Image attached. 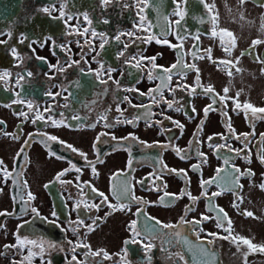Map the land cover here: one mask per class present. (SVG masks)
Here are the masks:
<instances>
[{
    "label": "flooded vegetation",
    "instance_id": "1",
    "mask_svg": "<svg viewBox=\"0 0 264 264\" xmlns=\"http://www.w3.org/2000/svg\"><path fill=\"white\" fill-rule=\"evenodd\" d=\"M238 3L0 0V264L260 263L264 6Z\"/></svg>",
    "mask_w": 264,
    "mask_h": 264
},
{
    "label": "snow or ice",
    "instance_id": "2",
    "mask_svg": "<svg viewBox=\"0 0 264 264\" xmlns=\"http://www.w3.org/2000/svg\"><path fill=\"white\" fill-rule=\"evenodd\" d=\"M111 2H112V0H101V3H102L103 5H107V4L111 3ZM243 2H245V0H241V3H243ZM259 3H260L261 6H264V0H259ZM126 6H127V5H126ZM206 7H208V6L206 5ZM45 11H47V9H45ZM176 15H177V16H180L181 20L183 19V13H182V12H179V11H178V12L176 13ZM85 19H87V14H85ZM141 19H143V17H141ZM181 20H177L175 23H176L177 25H179L180 22H181ZM212 22H213V25H215V17H213ZM104 23H107V21L105 20ZM86 31H87V30H86ZM92 35H93V36H97V35L100 36V38H101V44H100L101 49H103L104 46H105V44L108 43V40H107V38L105 37V34H104V33H99V34H98V33H96L95 31H92ZM128 35L131 36L132 33H128ZM212 35L215 36L216 33L213 32ZM226 35L229 36V37L232 36V34H231L230 32H229V33H226ZM115 39L119 42L120 39H121V36H120V35H117V36L115 37ZM221 39L223 40V36L221 37ZM23 42H24V40H23V38H21V43H23ZM164 42L167 43V41H164ZM233 42H234V41H233ZM256 43H260V41H253V46H254ZM125 47H127V46H125ZM194 47H195V46H194ZM222 47H223V43H222ZM224 50H225L226 53H230V51H231V47H230V46H229V47H225ZM208 51L210 52L211 50L209 49ZM13 54H14V55L16 54L15 49H13ZM124 54H125L124 52H120V53L118 54V58L121 57V56H123ZM195 55H196V52L194 51V52H193V56L195 57ZM214 62H215V61H214ZM138 66H139V65H137V67H138ZM186 67H188V68L191 69V70H195V69H196V65H195V64L187 65ZM58 70H59V71H63V69H58ZM112 71H113V69H111V68L108 69V72H109V73H111ZM197 71H198V70H197ZM8 75H9V73L5 72V73L3 74V76H0V79H3L5 76H8ZM28 75L30 76L31 73H28ZM109 78H110V77H109ZM150 78H151V77H150ZM22 79H24L23 76H21V77L16 81L17 84H19V83H20V80H22ZM197 80L199 81V76L197 77ZM195 91H196L195 89H192V93H195ZM224 91H225V96H224V97H221L219 102H223V100H225V99L227 98L226 94H227V91H228V90L225 89ZM203 93H204L205 95H212V94L214 93V89H213L211 86H209V87L203 89ZM125 99H127V98H125ZM154 102H156V101H154ZM217 102H218V101H217L216 97L213 96V104H215V103H217ZM28 107H29V110H32V104H31V103H29ZM173 107H174V104H173V103H168V108L171 109V108H173ZM236 107L239 108V107H241V105L237 103V104H236ZM243 107H244L245 109H251L253 112L259 111V112L264 113V108H261V109H255V108H253V106H252L251 104H247V103H246V104L243 105ZM118 110H119V109H118ZM175 110H176V111H180L181 108H180V107H176ZM210 110H212V105H208V106L205 108L204 111H205V113H207V112L210 111ZM192 111H195V109L193 108ZM39 118H42V117H39ZM49 119L51 120V117H49ZM76 119H79V118L76 117ZM33 122L35 123V120H34ZM132 122H133V121H128V123H132ZM175 123H176L177 127H179V128L182 129L183 126L180 125L179 122H175ZM53 124H55V121H53ZM202 124H203V121H201V125H202ZM229 130L231 131V129H229ZM162 131H163V129H162ZM113 138H115V137H113ZM48 139H50V140H52V141H56V140H57V137H56V136H50V137H48ZM209 139H211V137H210ZM28 142H29V141H26V143H28ZM61 143H63V142H61ZM189 143H190V144H193V143H195V142H194V141H190ZM149 146H150V147H155L156 145H149ZM67 147H68L69 149H71V151H73V152H77V151H78V150L75 149L72 145H67ZM162 147H163V146H162ZM22 151H23V150H22ZM78 154H79L81 157H84L85 160H87V157H86V155H85L83 152H79ZM177 154L180 155V151H179V150H177ZM197 155L203 157V153H200L199 151L197 152ZM237 155H239V152L237 153ZM181 158H182V159L187 158V153L185 152L183 155H181ZM226 162H227V161H226ZM261 162L264 163V156L261 157ZM69 163H71V161H69ZM2 167H3V162L0 161V168H2ZM72 167L75 168V165H72ZM194 167H197V166H194ZM76 170L79 171V169H76ZM92 171H93V173L95 174L96 169H95L94 166L92 167ZM168 171H169V172H172V171H175V170H171V169H170V170H168ZM218 171H219V170H218ZM237 171H239V170H237ZM62 174H63V173H61L60 175H62ZM248 174L251 175L250 172H249ZM4 175H5V176L8 175L7 171L4 172ZM235 180H238V177H234L232 181H229V183H232V182L235 181ZM141 183H142V182H141ZM210 183H215V179L210 180V181H202L201 186L203 187V186H205L206 184H210ZM236 187H239V185L236 184ZM261 187L264 188V185H261ZM93 191H96V190L93 189ZM128 192H129L128 187L125 186L124 189L122 190V192L118 195V198H120L121 196L127 198V196H128ZM99 195H100L101 197H104V193H102V192L99 193ZM202 195H206V193H202ZM217 195H220V193H219V192H217V193H213V194H212V198H214V197L217 196ZM29 198H30V199L34 198V197H32L31 193H29ZM189 198H190V199H195V198L191 197L190 194H189ZM104 199L106 200L107 198L104 197ZM209 199H211V198H209ZM86 207H87V205H86ZM98 207H99V205H96V204H92V205H91V208H98ZM123 207H124V205L122 204V205H121V208H123ZM24 210H26V209H24ZM31 211H32L34 214L39 215V213L37 212V209L32 208ZM138 211H139V210H138ZM222 212H223L222 209L218 210V218H219V213H222ZM246 214L249 215V216L252 215L251 212H248V213H246ZM53 215H55V213H53ZM204 219H207V217H205ZM80 223L82 224L83 221H80ZM93 223H95V221H93ZM134 223H135V221H133V224H134ZM165 227H169V226L165 225ZM89 228H90V226H89ZM209 235H215V234H209ZM26 240H27V238H26ZM27 243L35 245V244H37V241H35V240H27ZM185 243H187L186 240H185ZM243 243L249 245L250 248L254 247L253 245H251L250 241H248V240H243ZM6 247H7V246H6ZM49 247H55V245H53V244H51V243L49 242ZM151 247H152V244L149 243V244L147 245V247H146V251H147V250H150ZM41 251H43V248H41ZM201 251H203V252L206 253V252H207V249H201ZM29 255H32V252H31V251L29 252ZM176 255L179 257V260H183V259H184L183 255H182L181 253H177ZM73 259H75V257H73ZM179 260L177 261V264H179ZM202 264H209V262H208V261H203Z\"/></svg>",
    "mask_w": 264,
    "mask_h": 264
},
{
    "label": "rangeland",
    "instance_id": "3",
    "mask_svg": "<svg viewBox=\"0 0 264 264\" xmlns=\"http://www.w3.org/2000/svg\"><path fill=\"white\" fill-rule=\"evenodd\" d=\"M228 3H224V5L226 6ZM245 5H247V3H244L243 5L241 4V3H238L237 5H236V7H239V6H241V7H244ZM220 10H223V7H220ZM254 262H257V259H254ZM258 264H264V258H262L261 260H260V263L258 262Z\"/></svg>",
    "mask_w": 264,
    "mask_h": 264
}]
</instances>
